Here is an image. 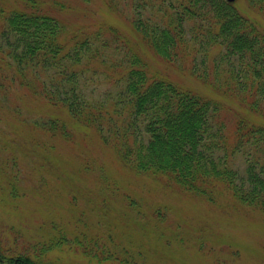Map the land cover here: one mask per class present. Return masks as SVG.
Returning a JSON list of instances; mask_svg holds the SVG:
<instances>
[{
    "label": "rangeland",
    "instance_id": "obj_1",
    "mask_svg": "<svg viewBox=\"0 0 264 264\" xmlns=\"http://www.w3.org/2000/svg\"><path fill=\"white\" fill-rule=\"evenodd\" d=\"M235 3L264 29V12L248 0ZM20 7L24 8L23 0H0V10ZM43 7L60 19L67 39L74 35L96 38L94 33L102 31V39L109 40L110 45L102 48L98 40L95 49L100 48L99 54L107 64L96 61L94 69L114 75L122 71L115 69V64L124 54L115 49L119 43L107 32L109 27L117 28L131 40L151 73L219 101L220 117L231 137L240 115L260 121L259 115H247L248 107L239 105L237 95L225 87L210 85L213 90L209 86L214 85L213 79H219L215 77L219 71L223 73L222 84L228 79L225 63L219 66L224 69L209 72L207 81H203L192 72V56L172 66L151 47L143 46L131 26L138 0H44ZM144 8L145 14L156 19L158 7L157 11ZM3 25L0 17V32ZM189 42L192 47L194 42ZM196 45L193 53L207 48ZM218 51L219 47L211 50L213 54ZM112 77L87 74L86 94L97 101L105 100L108 107L113 105L112 96L120 88ZM36 80L32 72L20 74L15 67H8L0 51V138L17 145L9 143L5 147L0 140V162L16 157L19 171L15 179L11 166L0 173V230L12 246L21 252L28 245L42 246L62 237L58 247L43 259L60 264H121L127 259L133 264H264V213L238 203L224 189L216 202L209 203L163 175L138 173L127 167L95 130L76 123L68 127L72 132L69 140L35 129L33 122L53 116L69 124L73 121L61 106L50 104L34 92ZM50 148L54 150L48 155ZM45 154L49 161L42 159ZM231 163L244 172L243 154L232 156ZM15 180L16 197L9 190ZM94 237L106 244L105 253L112 252L116 257L106 261L86 257L81 247L94 246Z\"/></svg>",
    "mask_w": 264,
    "mask_h": 264
},
{
    "label": "trees",
    "instance_id": "obj_2",
    "mask_svg": "<svg viewBox=\"0 0 264 264\" xmlns=\"http://www.w3.org/2000/svg\"><path fill=\"white\" fill-rule=\"evenodd\" d=\"M23 1V9L0 10L4 20L0 51L8 67H15L20 74L34 73L39 80L34 92L50 104L61 106L73 120L70 124L54 116L36 120L35 129L69 140L72 132L68 127L76 123L95 130L104 144L138 173L163 175L209 203L216 202L224 189L238 203L264 213V29L242 13L236 1L138 0V10L131 20L141 44L151 47L165 62L173 66L192 56V72L200 80L207 81L205 75L224 69L219 66L225 63L228 79L222 84L223 73L219 71L215 75L219 79H213L214 85L209 86L225 87L241 99L240 106L248 107L247 115L251 112L261 116L257 121L240 115L233 137L220 117L219 101L184 88L164 75L151 73L131 40L117 28L109 27L107 32L119 43L115 49L124 54L115 69H123L119 75L102 73L92 66L96 61L107 64V59L99 54L100 48L95 49L98 40L102 48L110 45L109 40L102 39V31L94 33L96 38L74 35L67 39L63 36V23L46 12L44 0ZM248 2L264 12V0ZM144 7L156 11L158 7L156 19L145 14ZM189 41L194 42L192 47ZM197 43L207 48L193 53ZM215 47L219 51L213 54ZM87 74L114 76L112 80L120 89L112 96L113 105L108 107L105 100L97 101L86 94ZM4 139L0 138L3 146H17L15 141ZM33 150L37 151L36 147ZM53 150L48 149V155ZM238 153L246 158L243 173L231 163L232 156ZM48 155L42 159L49 161ZM8 166L15 168L13 178H17L18 159L8 157L1 161L0 173L7 171ZM13 178H9L11 182ZM16 181L9 185L14 197ZM95 238L91 239L94 246L80 245L86 257L98 261L113 258L115 254L105 253L106 244ZM61 239L42 246L28 245L20 252L0 230V264H60L43 259L58 247ZM133 263L131 259L121 262Z\"/></svg>",
    "mask_w": 264,
    "mask_h": 264
},
{
    "label": "water",
    "instance_id": "obj_3",
    "mask_svg": "<svg viewBox=\"0 0 264 264\" xmlns=\"http://www.w3.org/2000/svg\"><path fill=\"white\" fill-rule=\"evenodd\" d=\"M229 2H235L236 0H228Z\"/></svg>",
    "mask_w": 264,
    "mask_h": 264
}]
</instances>
